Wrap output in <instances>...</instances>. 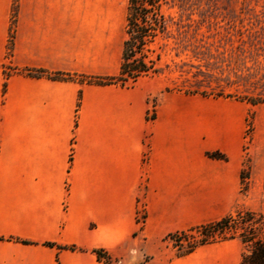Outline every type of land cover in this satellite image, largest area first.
Segmentation results:
<instances>
[{
    "label": "crops",
    "instance_id": "1",
    "mask_svg": "<svg viewBox=\"0 0 264 264\" xmlns=\"http://www.w3.org/2000/svg\"><path fill=\"white\" fill-rule=\"evenodd\" d=\"M119 6L17 0L13 14V0H0V264H239L238 239L186 255L166 240L237 209L241 136L230 105L150 81L101 85L8 69L117 76Z\"/></svg>",
    "mask_w": 264,
    "mask_h": 264
},
{
    "label": "rangeland",
    "instance_id": "2",
    "mask_svg": "<svg viewBox=\"0 0 264 264\" xmlns=\"http://www.w3.org/2000/svg\"><path fill=\"white\" fill-rule=\"evenodd\" d=\"M126 5L120 0L111 20L125 23ZM162 11L168 38L157 37L149 45L161 52L162 71L137 81L232 107L241 136L239 200L233 212L264 214V0H169ZM166 240L175 247L174 237Z\"/></svg>",
    "mask_w": 264,
    "mask_h": 264
},
{
    "label": "trees",
    "instance_id": "3",
    "mask_svg": "<svg viewBox=\"0 0 264 264\" xmlns=\"http://www.w3.org/2000/svg\"><path fill=\"white\" fill-rule=\"evenodd\" d=\"M169 0H127L125 15V40L122 46L119 74L114 77L91 78L67 73H49L43 70L19 69L9 67L10 71L34 77H46L59 81H78L96 83L101 85L118 84L130 86L139 78L160 74L162 68L161 52L151 49L157 37L167 39L169 30L167 17L162 11L163 5ZM17 0H13V14L16 10ZM12 36L9 37L7 56L11 55ZM161 49V47H159ZM154 55V59L149 56ZM5 76L8 73L3 71ZM5 85H3V90ZM80 93L78 94V105ZM155 117L154 109L149 116ZM212 159L225 160L220 152L207 153ZM242 179V176H241ZM175 238V247L183 250L180 255L191 253L201 245L238 239L242 245L239 264H264V214L253 211L239 210L229 214L216 222H210L192 227L186 231L170 235ZM184 243L186 247L184 249ZM75 249L73 246L64 247ZM97 257L108 261L103 250H95Z\"/></svg>",
    "mask_w": 264,
    "mask_h": 264
},
{
    "label": "built area",
    "instance_id": "4",
    "mask_svg": "<svg viewBox=\"0 0 264 264\" xmlns=\"http://www.w3.org/2000/svg\"><path fill=\"white\" fill-rule=\"evenodd\" d=\"M139 222L143 221V213L141 211L138 212V217H137Z\"/></svg>",
    "mask_w": 264,
    "mask_h": 264
}]
</instances>
